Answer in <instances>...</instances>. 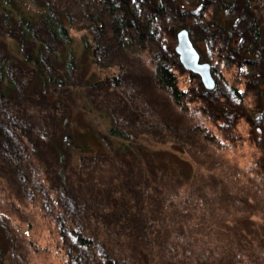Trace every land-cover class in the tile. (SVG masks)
I'll return each instance as SVG.
<instances>
[{"label":"trees","instance_id":"16d2710c","mask_svg":"<svg viewBox=\"0 0 264 264\" xmlns=\"http://www.w3.org/2000/svg\"><path fill=\"white\" fill-rule=\"evenodd\" d=\"M10 4V0H0V13L7 15L11 26L12 22L18 26L17 45L31 44L33 53L23 62L35 73L34 85L49 100L64 105L48 138L59 172H64L69 161L81 168L87 157L110 153L131 164L147 148L139 136L128 137L110 113L86 104L92 89L107 85L129 96L143 110L146 121L164 122L161 128L170 147L147 150L168 155L179 166L178 186L169 195L171 210L160 218L150 217L158 259H177V264H261L252 252L254 242L250 239L247 244L241 237L248 230L264 229V146L260 145L264 90L258 81L259 77L264 80V0H66L63 6L60 0H41L33 3L38 11L30 17L12 10ZM36 25L45 28L50 40L64 51L47 49L44 54ZM74 28L82 31L78 46L70 33ZM180 29L189 37L201 34L205 60L215 62L211 71L224 87L220 96L217 84L211 90L202 88L203 97L216 95L228 110L208 105L205 100L209 99H200L195 90L178 87L177 71L188 75L189 84L197 82L194 88L199 85V76L184 70L174 51ZM5 65L0 64L2 106L12 91ZM230 66L236 75L232 84L223 75L227 71L223 68ZM142 76L150 82L149 97L132 92V84ZM242 80L246 85L240 90ZM197 103L199 107L194 106ZM238 118L251 125L249 140L260 153L244 165L236 153L232 159L227 157L240 139L234 126ZM87 119L98 126L92 127ZM17 130L0 114V155L11 177L25 188L26 199L39 203L50 218L53 250L61 264H124L118 252L106 247L96 225L83 230L66 216L53 194L46 167H39L46 164L43 153L36 147L20 146ZM184 153L188 159L181 158ZM209 178L213 183L198 186V179ZM1 179L0 174V195L6 192ZM2 204L0 197V234L11 242L7 221L11 217ZM6 210L12 213V205Z\"/></svg>","mask_w":264,"mask_h":264},{"label":"rangeland","instance_id":"374dc122","mask_svg":"<svg viewBox=\"0 0 264 264\" xmlns=\"http://www.w3.org/2000/svg\"><path fill=\"white\" fill-rule=\"evenodd\" d=\"M40 1L10 0V8L30 17L37 15L38 11L37 5L33 3ZM65 2L66 0H60V5L63 6ZM6 16L0 13V64L2 65V62L7 64L4 72L7 80L11 81L12 91L8 101L5 100L3 106L0 105V114H5L11 125L18 129L17 132L20 133L22 140L16 138V141L20 146L36 147L43 153L46 164L39 167L41 169L46 167L53 194L61 207L65 208L66 216L83 230L85 227L91 229L96 225L97 230H95L108 244L106 247L118 252L124 264H177V259L172 261L165 257L158 259L154 250L156 245L153 247L156 243L151 232L153 228H150L151 216L160 218L171 210L168 204L169 195L179 183L176 175L179 166L175 160L168 155L166 157L147 150L155 147H170L165 141L167 136L164 129L161 128L165 125L164 122L146 121V118L142 116L143 110L139 109L129 96H122L107 85L95 87L88 93L89 99L86 104L96 111L110 113L115 123L126 129L128 137L139 136L140 144L147 148L141 151L131 164L120 159L116 153L103 154L97 158L87 157L81 168H77L69 161L61 174L57 167V159L48 146V138L52 135L55 119L62 115L64 105L49 100L48 94L34 85L35 73L23 62L25 56L33 53L31 44L26 43L22 48L17 45L18 26L14 22L11 26V21ZM35 31L38 40L45 44L42 49L44 54L48 52L47 49L49 52L50 50L64 51L58 42L50 40L46 29L41 25H36ZM70 33L78 46L82 31L74 28ZM189 38L200 56V61L208 63L211 70L215 62L209 63L205 60L206 49L200 40L201 34L194 32ZM232 44L236 45L235 40ZM175 46L176 40L174 48ZM223 69L227 70H222L224 78L227 79L228 84H232L236 77L235 70L231 66L229 69L226 67ZM105 71L109 72L108 69ZM211 76L214 87L217 84V96L222 95L223 85L218 83L219 80L212 71ZM176 78L179 88L195 90L200 99H209L205 100L208 105L222 106L228 110L216 95L203 97L202 88L205 87L200 78L199 85L195 88L197 82L194 85L189 84L187 74L177 71ZM258 79H260L258 80L259 89L264 90V80L261 77ZM131 82L133 83V79ZM135 82L137 84H132L134 95L138 91V93L148 94L147 97H149L151 88L149 80L142 76L137 77ZM245 85V80H242L238 84L239 89L243 90ZM194 106L199 107L200 104L197 103ZM236 120L234 126L239 134L240 139L237 143L240 145L236 143L232 148L233 152L227 157L232 159L236 153L237 160L241 159L240 165H244L251 162L253 158L259 157L260 153L258 147L249 140L248 132L251 131L249 130L251 125L246 122V119ZM87 121L92 127L98 126V122L93 119H87ZM214 128L219 131L217 125H214ZM260 141L262 142L260 145L264 146V139L261 138ZM186 153L182 154L181 158L188 159L189 154ZM5 160L0 155V174L3 176L1 180L7 192L4 191L0 195L3 202L1 209L11 217V220L7 221H9L12 240L8 242L6 236L0 234V264H61V260L56 257L53 250L54 240L51 236L53 224L51 225L50 218L45 217L46 214L43 212L45 210L44 208H42L43 211L40 210L42 206L39 203L34 201L32 203V200L26 199L25 188L22 184V186L18 185V182L11 177ZM202 163V167H205V162ZM33 178L35 180L36 175ZM198 180V186L213 183L212 178L205 181ZM6 204L12 205V213L6 210ZM44 205L47 206V202ZM164 238L167 237L164 235ZM228 239L229 236L225 237L226 241ZM241 239L247 240V244H250L251 240L254 242L251 244L253 255L259 258L261 264H264V229L248 230V235L242 236ZM100 249L102 250V247Z\"/></svg>","mask_w":264,"mask_h":264},{"label":"water","instance_id":"95a60500","mask_svg":"<svg viewBox=\"0 0 264 264\" xmlns=\"http://www.w3.org/2000/svg\"><path fill=\"white\" fill-rule=\"evenodd\" d=\"M179 63L184 70L199 76L202 85L211 90L214 88V80L211 76L210 65L200 61V56L194 48L188 32L181 29L176 34V46L174 48Z\"/></svg>","mask_w":264,"mask_h":264}]
</instances>
